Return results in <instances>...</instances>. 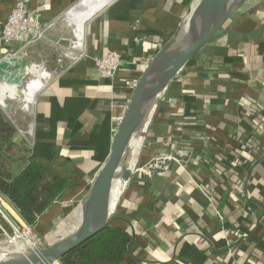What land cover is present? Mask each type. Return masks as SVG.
Here are the masks:
<instances>
[{
    "label": "crops",
    "instance_id": "obj_1",
    "mask_svg": "<svg viewBox=\"0 0 264 264\" xmlns=\"http://www.w3.org/2000/svg\"><path fill=\"white\" fill-rule=\"evenodd\" d=\"M19 1L0 0L2 21ZM81 1L31 0V13L56 25L23 50L29 62L67 33L64 19ZM200 1L112 0L85 25L83 42L92 58L122 54L116 78L92 59L71 65L66 53H53V74L32 106L7 114L17 146L41 147L35 161L62 179L84 175L83 187L40 219L39 235L57 222L76 229L135 81ZM210 42L155 106L112 224L132 237L120 264H264V131L244 117L251 109L264 116V0H247ZM21 48L0 42V61Z\"/></svg>",
    "mask_w": 264,
    "mask_h": 264
},
{
    "label": "water",
    "instance_id": "obj_2",
    "mask_svg": "<svg viewBox=\"0 0 264 264\" xmlns=\"http://www.w3.org/2000/svg\"><path fill=\"white\" fill-rule=\"evenodd\" d=\"M246 1L238 0L232 3V0H201L196 5L183 25L186 30L180 49L164 64L157 65L158 59L173 45L175 36L152 58L137 81L114 134L109 156L84 198L77 228L59 243L43 245L27 254L2 259L0 264H53L112 226L116 220L111 215L112 195L120 176H123L125 181L132 176V172L124 168L131 140L141 118L156 106L178 74L206 44L213 40ZM83 2L84 0L78 3L66 15L64 25L68 30L71 24H74L71 20L72 15ZM110 2L112 0H106L99 8H96L85 24ZM25 56L24 51H19L3 58L0 61V79H6L19 85V78L23 71L36 65L29 62ZM8 103V107H3L6 111L11 106V101ZM165 163L163 160L161 167Z\"/></svg>",
    "mask_w": 264,
    "mask_h": 264
},
{
    "label": "trees",
    "instance_id": "obj_3",
    "mask_svg": "<svg viewBox=\"0 0 264 264\" xmlns=\"http://www.w3.org/2000/svg\"><path fill=\"white\" fill-rule=\"evenodd\" d=\"M254 112L260 113V110L251 109L244 117L252 119L253 124L264 131V116L260 113L261 116L254 119ZM16 132L11 119L0 110V194L27 225L35 228L58 200L68 197V193L72 196L83 187L84 175L80 170H75L69 179L52 174L45 165L34 160L43 153L41 147L28 148L25 143V146H17L14 142ZM249 145L250 142L236 148L237 152L244 153ZM131 241L130 233L114 224L63 257L60 263L120 264L125 260Z\"/></svg>",
    "mask_w": 264,
    "mask_h": 264
},
{
    "label": "built area",
    "instance_id": "obj_4",
    "mask_svg": "<svg viewBox=\"0 0 264 264\" xmlns=\"http://www.w3.org/2000/svg\"><path fill=\"white\" fill-rule=\"evenodd\" d=\"M30 2L31 0H20L18 3H16L15 7L12 9L10 15L5 21H2L0 19V42L1 43L5 45H9L11 43H19L22 45V48L20 51H23L25 48L36 45L38 43H42L44 40L48 38V34L51 31V29L55 27L56 22L54 21L53 22H43L41 21L38 15H33L29 8ZM162 48L163 46L160 49ZM66 51L70 52L69 56L71 58V65H76L81 61L92 59L95 62V65L99 73L103 75L104 77L110 78L111 80H114L116 78L120 70L122 60H123L122 54L116 51H109L100 58H96V57L92 58L87 52L83 40L70 43ZM137 81H135V85ZM154 112H155V107L152 110L147 128L150 126L152 122ZM120 120L121 119H119V122ZM130 179L126 181V185L130 181ZM121 196L118 200V203L115 207L114 212L111 211V215L114 218H115L116 210L120 203ZM10 206L13 209H15L7 201V199L2 194H0V236L11 239V236L13 235L14 237L22 239L24 241L22 242V244H24L25 247L28 246V247L33 248V246H30L26 242V239L24 238L26 237L25 234H27L28 231L33 232V228L29 225L19 224V222L13 218V215L9 211L8 207ZM12 240L13 239H11V241ZM26 251H27V248H26ZM19 255H22V254H19ZM53 264H61V263L60 261H58Z\"/></svg>",
    "mask_w": 264,
    "mask_h": 264
},
{
    "label": "bare ground",
    "instance_id": "obj_5",
    "mask_svg": "<svg viewBox=\"0 0 264 264\" xmlns=\"http://www.w3.org/2000/svg\"><path fill=\"white\" fill-rule=\"evenodd\" d=\"M105 1L106 0H84V2L79 7V9L72 15L71 20L74 22V24H76L75 25L76 26L75 33H76V37H77L78 41L83 40L84 33H85L86 21L94 13L96 8H99L101 6V4ZM236 1H238V0H232V3L236 2ZM187 20H188V18H187ZM185 30H186L185 27L184 28L182 27L180 29V31L176 35V39H175L173 45L167 51V53L163 54L158 59L157 65L164 64L169 59V57H171L174 53H176L180 49ZM67 36L69 37V35H67ZM49 77H50L49 73L45 72L44 69L40 70L37 67V65H33V66H30L25 71H23V73L20 75V78H19L20 84L19 85H17V83L15 84L14 82L8 81L6 79H0V106L8 107L9 106L8 101H12V100H19V102L23 103V105L26 108H28L29 105L32 106L31 104L34 103L38 91L41 90V88L44 86V84L46 83V80ZM23 86H25V88L21 89ZM153 108L150 110V112L146 113L141 118V120L138 124V127L135 131V134H134V136L131 140V144L129 146V153H128V156H127V159L125 162L124 170H128L129 172L130 171L132 172L131 167H132V165H134V162L136 160L139 149H141L140 147H141L142 142H143V135H144V133L147 129V126L149 124V120H150V116H151ZM9 116H11V115H9ZM11 119H12V117H11ZM32 128H34V127H32ZM32 128H30V129H32ZM20 129H22V127ZM125 185H126V181L124 180L123 177L120 176L117 180L116 185H115L114 192H113L112 199H111V211L112 212H114V210H115V207L118 203V200H119V198L123 192ZM76 218L77 217H74V220H73L75 227H76V223L74 221L76 220ZM61 226L65 229H69L68 228L69 222L66 221ZM61 230H62V228H61ZM42 246H43V243L40 241L34 247L38 248V247H42ZM24 253H26V247H16L15 246L14 250H10L9 248L0 249V260L10 258L13 256H17L19 254H24Z\"/></svg>",
    "mask_w": 264,
    "mask_h": 264
},
{
    "label": "rangeland",
    "instance_id": "obj_6",
    "mask_svg": "<svg viewBox=\"0 0 264 264\" xmlns=\"http://www.w3.org/2000/svg\"><path fill=\"white\" fill-rule=\"evenodd\" d=\"M75 29H76V26L74 24H71L70 29L67 31V33H64L63 36L61 35L59 40L56 41V39H53L55 43L53 44V46L46 48L45 49L46 52L44 51V54L34 53L33 54V63H35L40 70L44 69L45 72L52 74L53 71H51V69H50L51 65L49 64L51 61V57H50L51 54H53V53H57V54L58 53H66L68 55V59H69V60L67 59L66 61H68V62L71 61V58L69 56L70 52H67L66 49L70 43L78 42L77 37H76V33H75ZM67 35H69V37ZM175 36L176 35H174L171 39H173ZM61 38H63V39H61ZM44 58H46L47 61H45V60L43 61ZM46 82H47V80H46ZM24 88H25V86H23L21 89H24ZM1 107L2 106H0V110L4 111L8 115H10V114L14 115L15 113H17V111H21L23 109H26V107L23 105V103H20L19 100H12L10 109L8 111L4 110V108L3 107L1 108ZM13 218H14V216H13ZM59 223L60 222H57V223H55L54 227L47 229L46 230L47 233H45L44 235H39L37 233V231L35 230V228H33V232L28 231L27 234H25L26 237H24V238L26 239V242L29 245L33 246V248L26 246L27 251L24 254H27L30 251H32L33 249H35L34 246H36L40 241L43 243V245H53V244L59 243V242L63 241L64 239H66L72 233V231H70L69 229L63 228ZM61 228H62V230H61ZM11 239H13V240L11 241ZM11 239L0 236V249L9 248L10 250H14L15 246L16 247H25V245L22 244V242H24L22 239L14 237L13 235L11 236Z\"/></svg>",
    "mask_w": 264,
    "mask_h": 264
}]
</instances>
